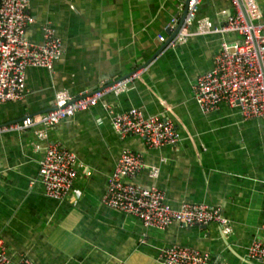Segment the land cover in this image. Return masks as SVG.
<instances>
[{
	"label": "crops",
	"instance_id": "obj_1",
	"mask_svg": "<svg viewBox=\"0 0 264 264\" xmlns=\"http://www.w3.org/2000/svg\"><path fill=\"white\" fill-rule=\"evenodd\" d=\"M257 2L264 16V0ZM183 10L175 0H30L36 22L29 40L42 43V28L50 24L64 54L51 71L27 70L26 95L0 104V126L51 110L58 92L77 97L143 72L122 93H108L97 106L46 129L45 139L37 136L42 126L0 134V239L13 263L26 256L34 264H162L161 249L179 245L210 254L214 264H264L248 255L254 241L264 242V118L245 120L227 104L204 113L192 89L215 68L221 43L240 37L197 35L148 64L163 45L158 36L169 39ZM233 13L230 0H205L193 30L206 19L222 25ZM133 109L174 121L177 145L150 149L143 139L120 138L112 119ZM54 140L80 165L74 190L61 201L48 198L39 182ZM126 148L145 163L132 182L162 189L175 209L183 203L219 208L230 233L217 223L147 229L104 205ZM152 167L159 168L157 178Z\"/></svg>",
	"mask_w": 264,
	"mask_h": 264
},
{
	"label": "built area",
	"instance_id": "obj_2",
	"mask_svg": "<svg viewBox=\"0 0 264 264\" xmlns=\"http://www.w3.org/2000/svg\"><path fill=\"white\" fill-rule=\"evenodd\" d=\"M175 1L183 9L188 1V11L170 46L184 43L197 35L236 34L240 37L233 42L224 40L221 43L215 68L199 76L194 84L193 97L202 112L211 113L227 104L239 109L245 120L264 118V16L257 0H230L234 13L224 24L214 25L206 19L198 22L196 30H193V26L205 0ZM35 22L30 12V0H0V104L22 101L26 95L27 70L44 68L51 71L64 54L63 41L50 24L42 28V43L35 44L29 40L28 29ZM158 40L164 44L166 38L159 35ZM142 72L143 69L137 70L128 78L77 97L58 92L50 111L37 118L27 117L22 121L1 125L0 134L42 126L44 130L38 131L37 136L45 139L48 137L46 129L97 106L108 93H122L132 82L141 78ZM112 127L120 138L143 139L150 149L175 146L180 140L174 121L146 116L139 109L115 115ZM79 168L75 153L61 142L51 141L41 161L39 173V182L45 195L53 200H64L74 190ZM144 168L145 163L139 155L124 149L109 180L104 205L135 216L147 229L163 230L174 223L185 227L217 223L225 227L224 234L230 233L229 222L219 208L183 203L179 209H175L167 202L162 189L156 186L143 188L132 182L131 179ZM150 171L152 178L158 177L159 168L152 167ZM248 255L256 262L264 261V242L254 241ZM159 260L162 264H214L210 254L179 245L162 248ZM0 264L34 262L22 256L13 263L0 239Z\"/></svg>",
	"mask_w": 264,
	"mask_h": 264
},
{
	"label": "water",
	"instance_id": "obj_3",
	"mask_svg": "<svg viewBox=\"0 0 264 264\" xmlns=\"http://www.w3.org/2000/svg\"><path fill=\"white\" fill-rule=\"evenodd\" d=\"M187 11H188V1L185 3L184 6V10H183V14H182V18L179 22V24L175 27V29L169 34V39L161 46V48L159 49V51L156 53V55L148 62V64H150L155 58H157L158 55H160L167 47L170 46L171 42L175 39V37L178 35L179 30L186 18L187 15ZM50 111V110H48ZM46 111V112H48ZM45 112V113H46Z\"/></svg>",
	"mask_w": 264,
	"mask_h": 264
}]
</instances>
